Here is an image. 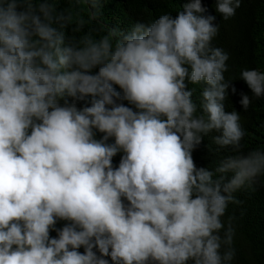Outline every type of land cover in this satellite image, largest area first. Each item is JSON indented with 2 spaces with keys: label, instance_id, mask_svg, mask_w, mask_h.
I'll return each mask as SVG.
<instances>
[{
  "label": "clouds",
  "instance_id": "obj_1",
  "mask_svg": "<svg viewBox=\"0 0 264 264\" xmlns=\"http://www.w3.org/2000/svg\"><path fill=\"white\" fill-rule=\"evenodd\" d=\"M85 3L96 20L100 0ZM241 3L215 11L227 21ZM206 13L188 0L175 17L74 41L53 0H0V264H234L221 218L264 181V149L242 148L224 101L264 100V71L241 70L238 92ZM202 138L227 151L212 167L193 159Z\"/></svg>",
  "mask_w": 264,
  "mask_h": 264
},
{
  "label": "trees",
  "instance_id": "obj_2",
  "mask_svg": "<svg viewBox=\"0 0 264 264\" xmlns=\"http://www.w3.org/2000/svg\"><path fill=\"white\" fill-rule=\"evenodd\" d=\"M53 2L57 11H65L72 16L71 24L65 29L66 39L79 41L89 34L94 39H99L106 34L105 28L126 32L136 23L147 25L165 14L175 17L188 0H100L96 20L91 18L90 7L85 0ZM202 3L208 9L206 14L216 16L215 23L219 25L218 35L213 40L214 45L229 55L226 78L241 92L244 90L239 81L241 70L250 68L264 71V0H242L235 16L227 21L215 11V0H202ZM201 86L189 84V89H194L192 99L196 97L199 102H202L201 95L197 96ZM249 98L251 103L245 110L239 96H227L224 101L225 111H236L241 118V126L243 125L246 132L242 142L243 149H264V100ZM124 103L133 107L126 101ZM197 109L198 113L202 111L201 107ZM100 136L97 133V139ZM111 142L113 141L110 140L109 143ZM226 153L225 150L215 148L209 139L202 138L192 156L198 168L204 165L212 167ZM121 155L117 154L113 158L114 165L118 166ZM230 178L231 173H228L226 180ZM233 196L239 202L230 203L221 219L225 227L231 220L235 229L232 244L235 250L234 264H264V181L245 185L233 193ZM64 223L60 221L56 227H62ZM51 235L55 236L56 233L52 232ZM220 235L223 238L224 229Z\"/></svg>",
  "mask_w": 264,
  "mask_h": 264
}]
</instances>
